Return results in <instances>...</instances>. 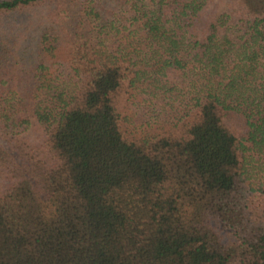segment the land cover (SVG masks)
Returning <instances> with one entry per match:
<instances>
[{
    "label": "trees",
    "instance_id": "16d2710c",
    "mask_svg": "<svg viewBox=\"0 0 264 264\" xmlns=\"http://www.w3.org/2000/svg\"><path fill=\"white\" fill-rule=\"evenodd\" d=\"M0 264H264V0H0Z\"/></svg>",
    "mask_w": 264,
    "mask_h": 264
}]
</instances>
